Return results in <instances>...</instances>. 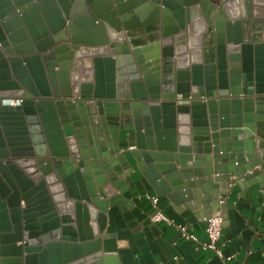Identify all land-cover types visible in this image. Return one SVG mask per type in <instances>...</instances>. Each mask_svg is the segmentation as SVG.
I'll return each mask as SVG.
<instances>
[{"label":"water","instance_id":"1","mask_svg":"<svg viewBox=\"0 0 264 264\" xmlns=\"http://www.w3.org/2000/svg\"><path fill=\"white\" fill-rule=\"evenodd\" d=\"M168 2L0 0V264H119L130 156L200 218L264 189V0Z\"/></svg>","mask_w":264,"mask_h":264},{"label":"crops","instance_id":"2","mask_svg":"<svg viewBox=\"0 0 264 264\" xmlns=\"http://www.w3.org/2000/svg\"><path fill=\"white\" fill-rule=\"evenodd\" d=\"M148 37L139 36L136 43L146 42ZM133 133L121 131L123 148L134 144ZM130 158L135 171L127 178L126 202L109 207L103 233V250L116 252L119 264H264V189L259 183L243 190L233 182L222 203L225 219L219 243L225 256L231 257L225 259L213 250L197 247L164 221L151 220L154 208L147 194H157L163 212L186 224L200 240L207 239V218H200L168 194L158 193Z\"/></svg>","mask_w":264,"mask_h":264},{"label":"built area","instance_id":"3","mask_svg":"<svg viewBox=\"0 0 264 264\" xmlns=\"http://www.w3.org/2000/svg\"><path fill=\"white\" fill-rule=\"evenodd\" d=\"M78 97H73L71 100L75 101ZM11 105H16L20 103L21 99H8ZM132 146L131 148H133ZM147 198L150 200L151 205L154 208L153 213L151 214L150 218L152 221H164L168 225H171L178 229L184 238L188 241L196 243L197 247L202 249H210L213 250L219 257L230 259L231 257L225 256L223 253V250L220 246V238L223 231V225H224V212L223 210L217 209L212 212V214L207 218V224H206V233H207V239L206 240H200L199 237L190 232L189 228L184 223H179L175 221V219L168 216L165 212H163L158 204H159V196L157 194H147ZM224 201H221V204Z\"/></svg>","mask_w":264,"mask_h":264},{"label":"bare ground","instance_id":"4","mask_svg":"<svg viewBox=\"0 0 264 264\" xmlns=\"http://www.w3.org/2000/svg\"><path fill=\"white\" fill-rule=\"evenodd\" d=\"M193 1H195V0H193ZM247 1L249 2L248 4L250 5L251 12H253L254 9H255V5L253 3V0H232L231 4H232V6L234 8L239 9L241 13L247 14ZM183 2H184V0H171V3L170 2H168V3H170L172 6H174V8L178 7L177 10L176 9H174V10L178 11V9H179V11L182 13L183 10L186 11V9L188 7V6L184 5ZM199 3H200L199 0H196V2L193 3L194 4V7H193L194 11L196 10V6H198ZM105 5H108V3H105ZM162 7H164L166 9V12H167L166 13V17L167 18H169L171 16L173 17L174 10L172 8H169V7L165 6V5L162 6ZM197 9H198V7H197ZM214 12L215 11H213V14H214ZM176 22L178 23V21H176ZM171 25H173V24H171ZM23 205H24V203H23ZM18 244H20V243H18Z\"/></svg>","mask_w":264,"mask_h":264}]
</instances>
